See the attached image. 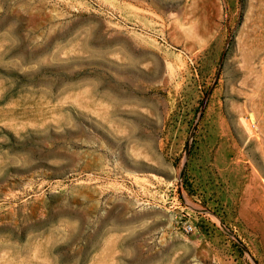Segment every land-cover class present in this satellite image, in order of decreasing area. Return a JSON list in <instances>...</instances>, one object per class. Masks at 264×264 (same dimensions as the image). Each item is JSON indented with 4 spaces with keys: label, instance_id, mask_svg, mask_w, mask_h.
<instances>
[{
    "label": "rangeland",
    "instance_id": "374dc122",
    "mask_svg": "<svg viewBox=\"0 0 264 264\" xmlns=\"http://www.w3.org/2000/svg\"><path fill=\"white\" fill-rule=\"evenodd\" d=\"M0 264H264V0H0Z\"/></svg>",
    "mask_w": 264,
    "mask_h": 264
},
{
    "label": "crops",
    "instance_id": "0c3cea01",
    "mask_svg": "<svg viewBox=\"0 0 264 264\" xmlns=\"http://www.w3.org/2000/svg\"><path fill=\"white\" fill-rule=\"evenodd\" d=\"M250 176V180L252 181L244 182L243 187L239 189L238 186L232 188L229 184L224 189L225 193L223 194V197L220 200V204L223 207L224 210H233L237 209V206L240 205L242 208L246 204L250 205L252 207V204L258 203V188H259V182L256 174L251 173L248 175ZM244 178H247V175L243 176Z\"/></svg>",
    "mask_w": 264,
    "mask_h": 264
},
{
    "label": "built area",
    "instance_id": "2783aa9c",
    "mask_svg": "<svg viewBox=\"0 0 264 264\" xmlns=\"http://www.w3.org/2000/svg\"><path fill=\"white\" fill-rule=\"evenodd\" d=\"M212 216H213V214H212ZM195 229H196V227L194 226V224H192V223H187V224H185L184 227H183V232H184L185 234H192V233L195 232Z\"/></svg>",
    "mask_w": 264,
    "mask_h": 264
}]
</instances>
